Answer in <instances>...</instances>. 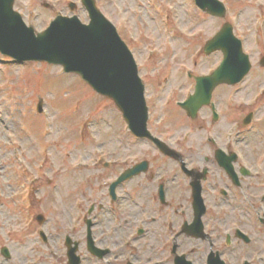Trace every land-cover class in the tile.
<instances>
[{"label": "rangeland", "instance_id": "1", "mask_svg": "<svg viewBox=\"0 0 264 264\" xmlns=\"http://www.w3.org/2000/svg\"><path fill=\"white\" fill-rule=\"evenodd\" d=\"M222 1L232 9L223 20L201 14L193 0H96L98 8L133 47L140 62H149V68L156 60L148 61V56L159 58L147 86L148 105L153 107L151 110L157 106L159 115L164 104L175 105L194 90V82L186 76V68L196 74L208 73L217 67L222 55L205 56L203 47L224 22L236 18L240 25L237 35L245 41L253 68L245 83L237 87L234 94L236 107L227 102L232 91L223 88L217 93L228 104V112L224 105L221 106L223 114L226 112L230 116L215 123L212 129L216 134H224L235 125L246 134L242 122L250 111H256L258 118L264 117V68L260 66L264 56V0ZM71 2L77 4L74 12L69 9ZM15 10L37 32L44 31L59 14L77 15L83 23L89 22L80 0H16ZM6 62L0 54V264H67L66 236L80 242L78 253L83 259L82 264L166 262L167 256L161 254L159 248L158 251L151 249L152 235L156 233L157 240L162 237L164 242L169 235L162 227L165 220L160 221V205L148 199L155 188L149 176L154 169L159 174L181 178L182 172L174 168L177 163L159 155L150 142L127 136V127L114 104L95 94L78 76L67 75L62 68L44 62L22 65L11 60ZM40 100L44 103L43 113L37 110ZM165 111L174 134L184 128L196 130L202 127L196 138L198 148L189 151L213 160L214 149L207 144L203 128L205 121L199 118L188 124L185 114L175 106L167 107ZM233 117L235 122L232 124ZM90 130L95 142L90 138ZM254 131H249L248 139L254 146L250 145L249 150H256V143H259V148L264 151V118L257 128L261 132L252 133ZM180 147L184 151L188 149L185 142ZM118 158L129 161V165L147 159L152 168L145 179L140 178L142 182L139 179L131 188L123 187L118 192L123 199L114 202L108 196L107 185L118 174ZM105 162L115 165L106 169L101 165ZM199 165L208 167L206 163ZM176 182L169 179L165 183L171 191L177 192L180 186ZM221 189H227V186H219L218 199L222 198L219 196ZM128 193L132 195L125 196ZM221 204L228 207H218ZM207 205L210 211H220L218 221L223 226L227 224L228 230H233L234 222H237L246 232H260L250 233L255 240L252 246L240 252L238 245H233L234 251L248 256L256 250L261 251L264 227L253 226L246 204L227 199V202ZM92 206L95 208L90 215L95 223L93 236L98 246L111 250V254L101 261L93 257L86 246L84 220ZM178 207L186 212L180 225L183 221H192L191 202ZM39 214L44 216L42 225L36 220ZM212 220V215L207 217L208 230ZM139 228L145 229V238L138 237ZM41 231L47 236L46 243L40 237ZM198 243L203 247L195 246L193 251L205 252L199 256L200 263L205 264L209 243L193 241L192 244ZM3 247L10 251L9 260L1 254ZM217 248L227 254L231 263L232 249L226 246L224 235ZM256 258V264H261L260 261L264 264L261 257L256 255ZM239 262L243 264V259Z\"/></svg>", "mask_w": 264, "mask_h": 264}, {"label": "water", "instance_id": "2", "mask_svg": "<svg viewBox=\"0 0 264 264\" xmlns=\"http://www.w3.org/2000/svg\"><path fill=\"white\" fill-rule=\"evenodd\" d=\"M196 2L212 16L225 15V7L218 0ZM13 4L14 0H0L1 53L19 61L37 60L61 64L66 72L80 74L97 92L115 101L135 135L152 139L147 131L148 109L144 101V87L138 78L132 56L115 28L97 10L94 0H83L91 17L89 26L83 25L77 17H58L46 32L38 36L14 12ZM204 51L207 55L221 51L224 60L211 76L197 79L196 95L191 102L194 106L190 107L193 116L200 107L209 103L212 91L217 86L239 83L251 69L249 57L243 53L241 42L234 37L232 27L228 24L207 42ZM158 146L170 153L163 144ZM199 190L198 186L194 194L196 201ZM38 219L42 221V217ZM90 227L88 221V249L101 258L106 252L95 248ZM66 244L69 248V264H79L80 257L76 255L79 243H74L73 247L72 240L67 238ZM3 253L8 256L6 249Z\"/></svg>", "mask_w": 264, "mask_h": 264}, {"label": "flooded vegetation", "instance_id": "3", "mask_svg": "<svg viewBox=\"0 0 264 264\" xmlns=\"http://www.w3.org/2000/svg\"><path fill=\"white\" fill-rule=\"evenodd\" d=\"M224 88L231 89V87L223 86ZM215 102L218 105L219 109L224 104V98L222 96L214 97ZM217 99V101H216ZM208 111V109H206ZM211 110V109H209ZM212 111H210V114ZM205 116L209 114L208 112L203 113ZM235 119L234 117L230 120V123H234ZM157 128V127H155ZM233 132V131H232ZM230 132L229 135L231 137L228 139L225 137L224 134H218L216 135L215 139V145L221 146L222 149L227 152L228 154L231 153H238V159L237 162L234 165V169H236V173L238 175L239 180V187L234 186L232 183V179L230 176L225 172V170L221 169L217 166L216 162H211L206 156L202 157L201 154H192L188 153L187 151H183V159L187 163L188 169L196 170L197 177H204V175H199V171H203L205 167H201L199 165L200 163L205 164L210 167V170L208 171L206 180L202 183V197L205 201V203H223L227 202V199H230L232 203L236 204H246L247 205V215L252 219L255 223L261 224L264 226V164L262 158L263 157V151L261 149L257 150H249L247 149L250 147L251 143H245L246 139L244 136L242 138H238L240 134L232 133ZM194 136H198L199 133H192ZM198 150V149H197ZM248 151L251 154H248ZM256 156L257 158H254ZM241 157V158H239ZM199 158V160H197ZM260 162V163H259ZM243 164L248 168L247 175L243 173L242 168ZM152 168V167H150ZM174 168H179L181 170L180 165H177ZM216 168V169H214ZM126 168L123 169V171ZM246 171V170H245ZM182 172V171H181ZM145 174H141L138 177L134 178L133 180H139L140 178H146ZM182 177L175 176H166L167 174H159V171H156L152 169L151 175L149 176L150 182L158 183L159 186L154 188V191L148 196L149 200L156 201L159 204L162 205L161 208V215L160 221L165 220V225L162 224V227H165L167 230V233L169 236L162 240L161 245V251H159L161 254H164V256H167L166 262L155 263V264H183V262L179 261L176 263V256L177 255H185L188 260H191L194 262V264H199L201 262V257L205 254L202 250L193 251V248L195 246L203 247L202 244L198 243L192 244L193 241H200L201 240H195L192 238H188L184 235H181L179 232H183V227L189 222V221H183V223L180 225L181 220L183 217H185L186 212L185 210H180V207L178 205H182L184 203L191 202V208H192V188L190 186L191 178L189 175H186L184 172L181 173ZM223 174V176H222ZM161 176L165 177V179L161 178ZM192 177V176H191ZM195 176L193 175V179ZM169 179H175L177 180L176 185L180 186V190L171 191L169 187L166 186V181H169ZM181 181L179 182V180ZM161 180L162 183H161ZM183 180V181H182ZM140 182L141 179L139 180ZM164 187V192L166 195V202L162 203L160 200V187ZM220 185H223L224 187L227 186V189H221L219 190V196H221L224 199H218V188ZM170 186V185H169ZM140 188V187H139ZM138 188V190H139ZM237 191H241L243 193H239ZM159 196V197H158ZM141 200H145L142 198ZM218 206V205H217ZM228 207V205L221 204L218 207ZM166 210V211H165ZM158 213V212H157ZM193 213V208H192ZM207 215V214H206ZM204 216V218L206 217ZM263 218V219H262ZM219 216L213 217V220L215 221V224L213 222V227L208 230L209 224L204 222L205 225V232H207V237L205 238V241H208L209 243V252L206 255V260L208 255L211 252H215L217 250V243L220 241V229L217 227H220V222L218 221ZM157 222V220H154V223ZM252 223V222H251ZM254 224V223H253ZM169 226V227H168ZM161 227V230H163ZM255 227V225H254ZM243 233L244 236L232 240L231 245H238V250H243L249 246H252V244L255 242L253 236L251 234H258L260 232H246L244 229ZM251 233V234H250ZM154 236V237H153ZM154 238L152 240V249L155 251H158L159 242L157 240V234L152 235ZM151 237V238H152ZM233 247V246H232ZM232 249V248H231ZM234 251L233 249L231 250ZM232 252H230V257L233 259L234 264H239L240 259L247 258L248 262L246 264H256V261H253V258L256 257V255H259V257L264 260V237L261 241V251L256 250L251 256H248L246 254L238 253L237 251H234L232 256ZM237 256L235 257V255ZM205 260V264H206ZM262 264V262L260 261ZM264 263V261H263ZM202 264V263H200Z\"/></svg>", "mask_w": 264, "mask_h": 264}]
</instances>
